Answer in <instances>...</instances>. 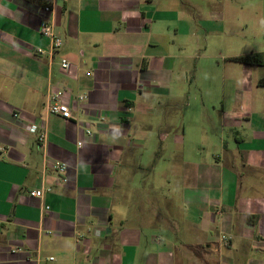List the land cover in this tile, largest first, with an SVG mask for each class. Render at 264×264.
<instances>
[{
    "label": "crops",
    "instance_id": "1",
    "mask_svg": "<svg viewBox=\"0 0 264 264\" xmlns=\"http://www.w3.org/2000/svg\"><path fill=\"white\" fill-rule=\"evenodd\" d=\"M44 4L0 0V264H264V0H54L53 55Z\"/></svg>",
    "mask_w": 264,
    "mask_h": 264
},
{
    "label": "built area",
    "instance_id": "2",
    "mask_svg": "<svg viewBox=\"0 0 264 264\" xmlns=\"http://www.w3.org/2000/svg\"><path fill=\"white\" fill-rule=\"evenodd\" d=\"M43 1L45 2V4L42 6L44 21L41 23L40 26V34L49 40L48 54L53 55L55 51L62 46V38L56 33L55 25L52 20L54 0H43ZM36 53L38 55H42L45 53V51L42 49H37ZM60 66L61 68L65 69L67 68L68 63L65 60H61ZM51 98L52 101L48 105V112L64 120H70L72 118V109L68 103L64 102L61 99V93L56 92L55 95L52 96ZM82 99H83L82 96H80L79 100ZM14 116L17 117L18 115L14 114ZM28 132L37 136V141L39 145H41L42 147L46 145L47 134L45 129L39 128L36 125H30L28 127ZM44 162H48L51 164L53 169H55L56 172L61 176V181L63 183L67 182V178L65 177L66 165L64 163L58 161H49L46 155L44 156ZM45 191H49V189L41 188L38 190H32L30 192V195L32 197L41 198L44 195ZM221 241L222 243L227 244L229 238L226 236H221Z\"/></svg>",
    "mask_w": 264,
    "mask_h": 264
},
{
    "label": "trees",
    "instance_id": "3",
    "mask_svg": "<svg viewBox=\"0 0 264 264\" xmlns=\"http://www.w3.org/2000/svg\"><path fill=\"white\" fill-rule=\"evenodd\" d=\"M235 61L251 65V66H264V53H256L252 55H246L239 58H235ZM259 85L264 86V79L258 82Z\"/></svg>",
    "mask_w": 264,
    "mask_h": 264
},
{
    "label": "rangeland",
    "instance_id": "4",
    "mask_svg": "<svg viewBox=\"0 0 264 264\" xmlns=\"http://www.w3.org/2000/svg\"><path fill=\"white\" fill-rule=\"evenodd\" d=\"M208 54H209V53H208ZM213 61H214V62H215V61H219L220 64L223 63V60H220V59H215V60H213V58L211 59V58H209L208 56H205V57H204L203 59H201L200 61H199V60H193L192 62H193V64L196 65L197 68L200 69V72H201V73H205V72L207 71V69L210 68V66L213 65ZM199 76H200V77H199L200 80L202 79L201 76H202V77H206V76H204V75H199ZM197 86H199V84H197Z\"/></svg>",
    "mask_w": 264,
    "mask_h": 264
}]
</instances>
